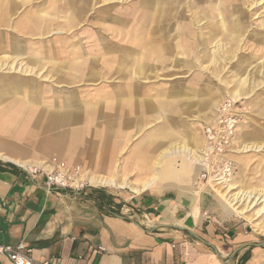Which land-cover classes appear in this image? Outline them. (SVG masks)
Masks as SVG:
<instances>
[{
    "label": "crops",
    "instance_id": "crops-1",
    "mask_svg": "<svg viewBox=\"0 0 264 264\" xmlns=\"http://www.w3.org/2000/svg\"><path fill=\"white\" fill-rule=\"evenodd\" d=\"M102 1L0 0V54L13 52L0 57V245H25L34 264H264V227L199 182L203 168L192 157L206 139L193 140L194 148L168 131L185 128L182 92L156 88L150 56H134L149 46L168 65L174 53L183 57L191 46L199 63L216 34L204 36L206 27L197 26L211 12L225 16V8L208 0L192 6L193 18L185 20L178 0H144L146 42L136 31L118 43L103 41ZM19 2H49L50 8ZM223 21L225 40L231 31ZM42 34L50 40L40 41ZM30 49L48 52L27 62ZM104 49L114 56H104ZM221 81L223 86L206 91L236 98L257 91ZM210 105L218 104L208 99L204 106ZM252 105L250 125L263 128L236 135L232 158L243 164L264 153V108ZM151 151L157 153L154 165ZM59 163L83 167L78 181L91 187L49 189L46 175ZM0 264L12 263L0 256Z\"/></svg>",
    "mask_w": 264,
    "mask_h": 264
},
{
    "label": "rangeland",
    "instance_id": "rangeland-1",
    "mask_svg": "<svg viewBox=\"0 0 264 264\" xmlns=\"http://www.w3.org/2000/svg\"><path fill=\"white\" fill-rule=\"evenodd\" d=\"M207 1L208 0H178L177 6H179V9L185 20H192L193 15L192 12H190L191 7L200 4L205 5ZM211 1H213L214 4L220 5L221 3V8H225L224 10H226V14L225 16H221L219 11H214V14L211 12L212 16L210 17V20H205L202 22L201 26H197L200 29L206 27V29H204L202 32L204 36L208 35L209 37L211 33L216 34V37L212 40V42H208L206 44L207 49L201 51L200 55H198L199 63L193 62L196 56L195 52L197 48L191 46L186 47V51L188 53L183 57H178L177 54L174 53L172 60L168 63V65H164L163 63L157 61V58L155 59V57L159 55L154 56L150 52L151 50L149 51V46L146 47L145 50H139V53L134 55L139 57L150 56L152 63V85H156V88L165 86L167 90H173V88H176L182 92L181 94L183 95L182 98L184 102L183 105H181V109L183 112L185 111L188 113L187 116L185 115L182 117V124H184L183 127L185 128L181 127L179 129H172L168 131H174L178 137L186 140L190 146H193L194 148L197 147L194 146L196 144L193 140L201 142L202 138L206 139V128L213 123L218 107L226 101H232L233 103H236L234 112L237 113L240 119L236 131V135L238 134L239 138H242V134L245 135L247 133H253L256 129H259L260 127L261 129L263 128L262 125L254 126L250 125V123L252 122L253 118L252 103H258V105L264 108V0ZM180 2H182V4ZM17 4L24 6V8H26L28 5H30L32 8L38 4L42 8H50L49 2H29L24 4L19 2ZM98 5L99 8H101L102 13L104 42H124L127 35H130L136 31L141 34V37H145L144 41L146 42L147 34L146 29H144L146 27L143 23L144 15L146 13L144 0H103L101 5ZM24 8L18 11L17 17L12 16L9 18L10 25H13L16 22V19H20L18 16L23 12ZM221 17L228 22L227 27L231 31L227 32L228 36L230 37H227L225 40L223 37V24H221L224 21ZM44 21L50 25L49 17L44 18ZM236 29H238V31ZM211 30L212 32L210 33ZM39 37L40 41L50 40L48 35L42 34L39 35ZM24 40L27 42H34L31 39ZM155 47L158 49V45H155ZM47 52V49L27 50L28 59L25 61L28 62L29 58L44 57L46 56ZM157 52L160 54L159 52H161V50ZM103 53L104 56H114L112 55L114 54V51L111 49H104ZM2 56L11 57V50H2L0 57ZM207 56L208 60H206ZM211 58L214 60L212 59L211 61ZM179 59L187 63L190 62L191 69L189 67H185L184 65H180ZM242 71L243 74L241 73ZM212 73L215 75V77L212 75ZM34 74L35 72L33 75ZM40 78L46 79V73L41 75ZM221 80L230 81L232 86H234V82H243L246 88L250 87V91H256V89L257 91L255 94L253 93L252 96L240 98L230 97L227 93L211 94L206 91L207 87L215 88L223 86ZM208 99H212L213 103H217L218 105H215L214 107L210 105V107L206 109L204 105ZM186 101L197 102L198 105L197 107L195 105L191 106ZM196 112L197 115H189V113ZM211 116L213 117L212 120ZM259 122L262 123L264 121L260 120ZM182 124L178 123V125ZM192 142L194 144H192ZM234 143L236 144V139H234ZM204 149L205 147L197 152V156H200V159L203 162L205 161V155H203L202 152ZM253 150L254 149L249 148L248 151L253 154ZM140 157L142 160L144 158L147 159V156L142 157V155H140ZM150 158L151 164L154 165V161L157 159V153L151 151ZM233 159L236 162L237 168L232 183L227 185L221 183L219 186L209 182V185H205L206 183L201 180L200 176H198L199 182L204 184L205 187L207 186L212 188L214 191H218L221 196L222 194H225V191L229 189L228 186L230 185L238 187L237 190H251L258 195H264V153L252 155L245 164L239 162L235 157ZM82 169L83 167H81V170ZM132 180H134V178H132ZM87 187L91 186L86 185L85 189ZM106 189L116 195L121 194L125 196H132L133 194L130 191L128 193L122 194L120 193L121 190H109V188ZM258 208H260V206H258L257 209ZM244 218L253 225L264 227V217L258 218L254 222H251L246 217Z\"/></svg>",
    "mask_w": 264,
    "mask_h": 264
},
{
    "label": "built area",
    "instance_id": "built-area-1",
    "mask_svg": "<svg viewBox=\"0 0 264 264\" xmlns=\"http://www.w3.org/2000/svg\"><path fill=\"white\" fill-rule=\"evenodd\" d=\"M235 107L236 103L232 101L221 104L213 123L206 128V146L202 151L205 155L204 169L200 175L206 185H209V182L227 185L232 183L236 174L237 165L232 155L235 151L234 139L240 119L234 112ZM81 173L80 166L68 168L65 163H59L54 171L46 175V186L49 189L84 190L87 184L77 186ZM32 174L37 176L40 170H33ZM98 250L101 252L102 248ZM29 254L30 250L23 244L16 248L0 245V256H6L12 264H34Z\"/></svg>",
    "mask_w": 264,
    "mask_h": 264
},
{
    "label": "bare ground",
    "instance_id": "bare-ground-1",
    "mask_svg": "<svg viewBox=\"0 0 264 264\" xmlns=\"http://www.w3.org/2000/svg\"><path fill=\"white\" fill-rule=\"evenodd\" d=\"M148 1V0H147ZM194 1V0H193ZM211 1V0H210ZM258 1V0H257ZM145 2V1H144ZM154 2V1H153ZM176 2V1H175ZM187 2V1H186ZM148 3V2H147ZM182 4V2H180ZM252 3V2H251ZM199 4V2H198ZM213 4V3H212ZM150 5V4H149ZM154 5V3H153ZM5 6V5H4ZM147 6V5H146ZM152 7V5H150ZM217 6V5H215ZM213 6V7H215ZM218 7V6H217ZM261 7V6H260ZM173 8V7H172ZM7 10V9H5ZM116 10V9H115ZM197 10V9H196ZM148 11V10H147ZM167 11V10H166ZM238 11V10H237ZM172 12V11H171ZM220 12V11H219ZM230 12V10H229ZM241 12V11H240ZM188 13V12H187ZM201 13V12H200ZM264 13V12H263ZM2 14V13H1ZM221 14V13H220ZM201 15V14H200ZM207 15V14H206ZM230 15V14H229ZM155 16V15H154ZM171 16V15H170ZM175 16V15H174ZM208 16V15H207ZM222 16V15H221ZM170 18V17H169ZM222 18V17H221ZM220 18V19H221ZM223 19V18H222ZM117 20V19H116ZM167 21V20H166ZM203 21V20H202ZM254 21V20H253ZM163 22V20H162ZM167 23V22H166ZM172 23V22H171ZM192 23V22H191ZM223 24V23H221ZM161 25V23H160ZM163 25V24H162ZM152 26V25H151ZM156 26V25H155ZM196 26V25H195ZM1 27V26H0ZM7 28V27H6ZM204 29V28H203ZM169 30V29H168ZM174 32V31H173ZM197 32V31H196ZM246 32V31H245ZM11 34V33H10ZM161 34V33H160ZM164 34V33H163ZM157 35V34H155ZM228 35V34H227ZM226 35V36H227ZM208 36V35H207ZM225 36V37H226ZM242 36V35H240ZM244 36V35H243ZM12 40V39H11ZM221 40V39H220ZM180 41V40H179ZM196 41V40H195ZM219 43V42H218ZM241 43V42H240ZM216 44V43H215ZM165 46V44H164ZM11 47V45H10ZM12 49V48H11ZM165 49V48H164ZM181 51V50H180ZM13 53V52H12ZM168 53V52H167ZM206 54V53H205ZM184 55V54H183ZM160 56V55H159ZM235 56V55H234ZM201 59V58H200ZM21 60H18V62ZM194 61V60H193ZM42 62V61H41ZM211 62V61H210ZM26 64V63H25ZM244 65V64H243ZM96 66V65H95ZM191 69V68H190ZM242 70V69H241ZM245 70V69H244ZM32 72V71H31ZM243 74V71L241 72ZM4 74V73H3ZM43 74V73H42ZM50 75V74H49ZM219 76V75H218ZM213 78V77H212ZM240 83V82H239ZM264 83V82H263ZM256 85V84H255ZM226 89V88H224ZM253 89V88H251ZM246 90V89H245ZM236 91V90H235ZM252 92V91H251ZM250 93V92H249ZM236 95V93H235ZM236 97V96H235ZM256 112V111H255ZM257 114V113H256ZM257 116V115H256ZM260 116V115H259ZM260 118V117H258ZM107 122V121H106ZM254 124V123H253ZM254 133V132H253ZM252 134V133H250ZM181 142V141H180ZM166 143V142H165ZM182 143V142H181ZM165 146V145H164ZM255 147V146H254ZM246 148V147H245ZM258 149V148H257ZM198 151V150H197ZM183 152L185 153L186 150L183 149ZM188 152V151H187ZM191 153V152H190ZM250 153V152H249ZM169 154V153H168ZM248 154V153H247ZM178 156V155H177ZM168 157V156H167ZM160 158V157H159ZM193 161L196 162L197 165L200 167H204V162L200 159L201 157L197 156V153L195 152L193 155ZM204 159V158H203ZM159 160V159H158ZM181 166V165H180ZM22 167V166H21ZM185 168V167H184ZM189 168V167H188ZM197 168V167H196ZM201 168V169H202ZM194 169V168H193ZM198 169V168H197ZM157 170V169H156ZM196 170V169H195ZM199 170V169H198ZM188 171V170H187ZM190 171V170H189ZM157 174V173H156ZM94 175V174H93ZM196 175V174H195ZM154 177V175H153ZM152 177V179H153ZM156 177V176H155ZM105 178V177H104ZM124 180V179H123ZM159 181V180H158ZM186 181V179H185ZM114 182V181H113ZM244 182V181H243ZM136 183V182H135ZM185 183V182H184ZM188 183V182H187ZM141 184V183H140ZM163 184V183H161ZM238 184V183H237ZM85 185L81 181H77V186H83ZM114 186V185H113ZM220 186V185H219ZM245 187V186H244ZM229 189L225 191V194H222V197L225 199L227 205L230 207V209L237 214H240L244 217H246L251 222H254L258 218L264 217V195H258L254 191H248V190H237L238 187L230 185L228 186ZM146 189V188H145ZM215 189V188H214ZM246 189V188H244ZM236 190V191H234ZM218 195V194H217ZM224 202V201H223ZM260 206V208L257 209V207ZM257 209V210H256ZM251 214V215H250Z\"/></svg>",
    "mask_w": 264,
    "mask_h": 264
}]
</instances>
